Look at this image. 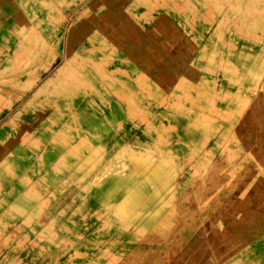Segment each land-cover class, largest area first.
I'll use <instances>...</instances> for the list:
<instances>
[{
	"label": "rangeland",
	"instance_id": "1",
	"mask_svg": "<svg viewBox=\"0 0 264 264\" xmlns=\"http://www.w3.org/2000/svg\"><path fill=\"white\" fill-rule=\"evenodd\" d=\"M19 8L4 36L0 92L10 107L21 102L40 111L45 115L41 122L55 115L51 143L59 150L51 170L56 176L47 171L31 183L36 193L26 196L36 201L50 187L57 194L50 206L41 202L28 211L10 204L0 215V222L26 215L42 223L40 242L21 241L19 247L9 244L17 227L9 229L0 248L20 253L24 247V253L11 254L0 264H184L177 257L184 229H195L205 242L207 236L220 240L216 252L202 247L203 256L188 260L190 264H263L264 253L259 256L252 242L232 241L225 221L228 211L250 219L254 214H247L246 206L236 210L239 201L228 206L229 150L244 158L233 166L255 174V186L261 183L262 193L248 205L257 200L264 221V0H19ZM105 10L145 11L146 16L160 12L178 19L192 55L201 41L215 48L213 55L200 57L210 62L202 71L207 79L199 80V68L160 80L132 68L105 31ZM86 17L94 19L96 28L76 50L66 51L67 28L88 22ZM102 108L108 112V128L99 125ZM122 113L131 121L130 131L111 127L113 118L121 124ZM182 140L207 146L178 152ZM127 162L136 174L152 172L164 191L157 197L174 220L168 237L137 226L134 219L141 213L116 204L103 189L108 181L103 177L123 170ZM223 174L227 180L219 178ZM194 201L200 210L190 209V220L184 217L183 225H175L177 216L183 217V205ZM200 211L213 215L211 227L195 219ZM135 241L141 248L146 244L161 250L165 259L132 260Z\"/></svg>",
	"mask_w": 264,
	"mask_h": 264
},
{
	"label": "crops",
	"instance_id": "2",
	"mask_svg": "<svg viewBox=\"0 0 264 264\" xmlns=\"http://www.w3.org/2000/svg\"><path fill=\"white\" fill-rule=\"evenodd\" d=\"M19 13V0H0V60L4 51V36L9 34L12 23L19 17ZM102 15L106 33L115 42L120 57L127 58L132 68L147 73L155 80L184 77L187 76L186 74L190 71V68H199V72L197 73L199 80H205L207 73L202 71L210 62H206L200 57L206 52L209 53V56L213 55L215 48L209 43L201 41L196 44L195 48L193 47V52L195 53L196 51V54L192 55L190 53L192 50L188 46L185 47V39L188 37V33H186L183 23L179 22L178 19L172 21L167 14L160 12L146 16L145 11L131 13L127 10H113L109 12L105 10ZM85 19H89V21L84 20L72 23L67 28L64 43L66 51L76 50L84 38L92 32L91 30L96 28V24L93 22L94 19L90 17H86ZM2 81L3 79L0 78V82ZM7 100L8 96L0 92V215H3L10 204H13L16 209L25 208L28 211L35 210L41 202L46 206H50L52 200L53 203L56 201L54 197L52 198V195L56 196L57 194L55 188L50 187L44 189L36 201L30 200L26 196L29 193H36L34 187H31V183L40 180L47 171L52 173L51 175L56 176L51 170L53 163L58 158L57 152L59 150V148L53 146L51 143L53 130H55V115L49 114V117L43 119V122H41L42 117L44 118L45 115L40 111L25 107L21 102L17 104L14 102L13 104L15 105L10 107L7 104ZM120 102V100L119 102L117 101L119 107L121 106ZM101 111L98 114L100 119L99 125L108 128V112L104 108ZM121 116L123 117L121 118ZM118 120L122 121L121 124L113 118L111 127L114 130L119 129V127H122L126 131L131 130V121L129 122L124 113L118 115ZM84 127L88 129L87 124ZM40 139L44 141L43 144H41ZM180 142L181 145L178 147L180 148L178 152H184L183 148L185 147H196L200 150L203 146H207L190 140H182ZM229 152L231 165L228 166V172H226L228 174V206L230 207L231 201H234V204L239 201L236 210L242 211L246 206L245 210L247 214H250V212L254 214H252L253 217L250 219L249 215H246V218L239 215L235 217V215L230 214L228 211V219L225 221V225L228 226L232 236H236L232 238V241L242 243L252 242L256 244L258 255L263 256L264 221L259 217V212L263 209L259 206L257 200L250 207L248 205L249 200L252 201V199L262 193L261 183L258 182L255 186L253 180L255 174L250 175L240 165L233 166V163L242 161L244 158L242 155L239 157L237 155L235 158V150V153L232 150H229ZM42 159L44 160V166L41 163ZM70 160V162L76 161L71 157ZM147 176L150 177V180L147 179ZM103 178L108 179L103 189L112 195L116 204L128 207L133 212L141 213L139 217L134 219L137 226H143L150 231L153 229L164 238L169 236V227L174 225V220L170 222L169 207L162 206L161 201L158 200L159 197L157 196L163 195L164 191L162 188L160 190L159 186H157L152 172L146 171V173L136 174L129 163L123 170H113ZM219 178L227 180L225 174ZM245 202L246 204H244ZM192 208L197 211L198 208L200 210L199 204L196 201H194L193 205L191 203H188L187 206L183 205V217H180L181 215L177 216L175 225H183L182 219L184 217L190 220L189 211ZM156 212H159V214H155ZM212 216L209 212L202 215L200 211L198 217H195V219H200L201 224L205 221V226L209 223L208 225L211 227L209 219L211 220ZM41 225V218L35 220L26 215L19 216L18 218L4 217L0 222L2 228L0 238H6L8 230L17 227L14 236H12L13 238H11L12 240H9V244L12 243L13 247H19L18 244H21V241L31 244L40 242L38 235L41 233ZM48 225H51V222ZM52 225L54 227L59 226L57 221H54ZM69 225L71 224L69 223ZM203 239L202 234L195 229H184L179 237L182 249L180 248L177 251V257L184 260V264H190L188 260L203 256L201 254L202 247L203 250L204 248L208 249L209 253L213 254L216 252V246L220 244V240L217 237L211 239L209 236H207L206 242ZM2 242L3 240H0V243ZM161 242H164V239ZM136 243L135 241L132 245V250L135 253L133 254L129 251V255L132 253V256H130L132 260L141 261L149 257H156L160 260L165 259L161 250H151L146 244L141 245L143 246L141 248ZM204 245L206 246L204 247ZM231 246L235 245L231 243ZM13 247H8L6 251H3L1 247L0 260H7L11 254L21 257V254L24 253V247L21 248L20 253L19 250H12L14 249ZM165 263L168 264L166 260ZM118 264L128 263L122 261Z\"/></svg>",
	"mask_w": 264,
	"mask_h": 264
},
{
	"label": "bare ground",
	"instance_id": "3",
	"mask_svg": "<svg viewBox=\"0 0 264 264\" xmlns=\"http://www.w3.org/2000/svg\"><path fill=\"white\" fill-rule=\"evenodd\" d=\"M261 136V135H260ZM264 136V135H263ZM262 136V137H263ZM125 205V204H124ZM259 217H261V216H259ZM258 220V219H257ZM260 223V222H259ZM262 228V227H261ZM259 229V228H258ZM242 231V230H241ZM247 231V230H246ZM251 231V230H250ZM227 233V232H226ZM230 233V232H229ZM264 233V232H263ZM231 235V234H230ZM250 235V234H249ZM264 235V234H263ZM240 236V235H239ZM236 237V236H235ZM264 237V236H263ZM242 239V238H241ZM258 239V238H257ZM236 240V239H235ZM252 241V240H251ZM234 243V242H233ZM252 244V243H251ZM255 245V244H254ZM260 246V245H259ZM245 247V246H244ZM236 248V247H235ZM221 249V248H220ZM238 250V249H237ZM250 250V249H249ZM256 255V254H255ZM245 258H247V257H245ZM262 259V258H261ZM251 260V259H250ZM255 263V262H254Z\"/></svg>",
	"mask_w": 264,
	"mask_h": 264
}]
</instances>
